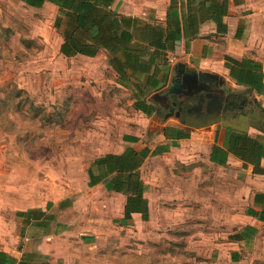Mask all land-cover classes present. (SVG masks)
Segmentation results:
<instances>
[{"label":"rangeland","instance_id":"1","mask_svg":"<svg viewBox=\"0 0 264 264\" xmlns=\"http://www.w3.org/2000/svg\"><path fill=\"white\" fill-rule=\"evenodd\" d=\"M169 3L117 0L114 8L148 19L164 16ZM58 11L50 3L34 8L17 0H0V250L19 258L29 251L25 232L29 224L19 213L43 208L58 213L61 222L56 218L48 227H40V232L55 237L39 242V247L51 251L48 257L61 255L68 264L217 260L219 249L208 243L214 237L216 244L223 243L228 231L209 223L224 220L225 210L222 201L212 200L213 181H207V200L196 210L207 225L200 224L201 234L181 241L164 239L166 234H155L161 231L148 224L129 223L122 208H117L115 195L89 186L93 160L123 149V132L139 125L135 121L139 110L134 85L125 88L119 83L106 51L95 58L65 57L60 52ZM213 171L207 168V173ZM217 232L221 238L217 239ZM143 234L154 236L153 241ZM257 235L256 248L242 247L238 264H264V231ZM37 237L39 233L30 250L40 254ZM157 244L167 246L156 248ZM221 258L222 264H232V250Z\"/></svg>","mask_w":264,"mask_h":264},{"label":"crops","instance_id":"2","mask_svg":"<svg viewBox=\"0 0 264 264\" xmlns=\"http://www.w3.org/2000/svg\"><path fill=\"white\" fill-rule=\"evenodd\" d=\"M167 8L164 16L155 17L157 22H166ZM225 23L227 31L219 32L213 20L205 21L195 39L188 45L186 39H183L175 52L168 53L170 68L167 81L161 83L158 88L151 89L145 99H141L145 102L143 109L137 108V99L134 98L136 109L139 110L135 121H138L139 125L136 124L130 128L132 131L128 129L123 132V149L98 156L88 168V176L89 169L95 175H99L101 172L95 165V160L108 154H123L129 148L141 153L148 150L149 154L140 167L141 179L148 186L144 194L149 207L148 220H144L140 212H133L130 219L125 218L128 197L110 189L109 182L114 175H110L94 186L91 185L89 176V186L103 187L108 193L115 195L117 208H122L123 218L126 221L140 222V225L148 224L161 231L155 234H166L164 239L168 241L188 240L194 233H202L199 225H207V223L196 210L200 202L204 203L207 200V181H213L215 192L212 200L222 201L225 210L222 209L224 220L219 222L211 220L209 223L210 225L218 223V230L228 231V236L220 244H216V237L211 238L213 243L208 244L212 248L219 249V257L207 264H222L221 256L228 249L232 250V264L242 263V247L255 249V241L259 242L258 231H264V222L248 212L250 209L262 210L261 206L255 205L254 199L256 194H264V158L259 166L250 163L245 165L243 160L232 153L228 154L225 165L211 160L214 147L227 149L229 137L233 132L247 134L252 138H264V95L259 94L252 86L239 84L235 78L231 77L228 66L233 64L227 60L228 57L237 61L254 60L262 65L264 72V1L236 0L235 2L231 0ZM181 64L185 66L184 73L190 71L195 75L180 93L172 94L170 90L175 84L174 79L179 74L178 69ZM201 74L206 75L203 80L206 84L203 81L200 82ZM199 83H202V87L207 85L210 92L201 90L194 96H190ZM207 94L210 95L209 100L214 101L216 108H207ZM202 96L204 97L203 111H218V117L221 120L217 119L212 125L205 123L203 126L195 127L182 123L180 107L185 110L199 102ZM150 110L153 111L152 115L147 114ZM241 114L250 117L248 131H239L225 126L226 120L237 118ZM186 134H189V137H179ZM207 168L214 171L207 173ZM257 168L259 171H255ZM212 196L213 194L210 195ZM113 205H115L114 202ZM41 210L55 215L60 221L59 214L55 211H47L43 208ZM40 231L41 228L34 222L27 226L25 230L27 249H29L27 252H33L32 249L30 250L33 248V241L35 242L32 238L39 233L38 253L47 257L46 260L53 264H68V261L61 260V255L48 257L47 254H51V251L47 252L41 246L39 247L43 241H46L45 239L55 237V234L45 235ZM218 232L217 239L222 236ZM235 234H238L240 239H231V236ZM136 235L139 241H143L138 234ZM205 237H198V240L203 242ZM153 239L154 236L150 235L149 240L153 241ZM154 246L164 248L167 245ZM185 261L188 263H184ZM185 261L178 264H194L198 260L188 258Z\"/></svg>","mask_w":264,"mask_h":264},{"label":"trees","instance_id":"3","mask_svg":"<svg viewBox=\"0 0 264 264\" xmlns=\"http://www.w3.org/2000/svg\"><path fill=\"white\" fill-rule=\"evenodd\" d=\"M34 7L42 8L50 3L58 7L55 28L60 32L63 42L60 52L65 57L84 55L95 57L105 50L110 56V65L118 74L119 83L125 88L134 85L136 106L143 109L145 96L151 89L165 83L169 76L168 53L175 52L181 41L188 43L199 35L201 25L213 20L219 32L227 31L225 17L229 15L231 0H170L166 22L159 23L155 17L142 19L115 10L117 0H17ZM236 2V0H234ZM231 61V77L239 84L254 87L264 95V72L260 63L254 60ZM228 65V64H227ZM154 110V109H152ZM264 110V109H263ZM152 115L153 111H148ZM179 137H189V134ZM264 138H252L247 134L233 132L227 149L214 147L211 160L225 165L228 154L232 153L246 163L259 166L264 158ZM149 151L142 153L132 148L123 154H108L95 160L101 174L95 175L89 169L91 185H98L105 178L114 175L109 187L128 197L125 218L130 219L133 212L143 214L149 219L148 201L144 194L148 186L141 179L140 167ZM259 171V169H255ZM261 211L250 209V215L264 222V194L258 193L254 199ZM66 206L68 204L66 203ZM26 225L36 221L39 227H48L56 221L55 215L41 209L20 212ZM45 218V220H44ZM231 239H240L238 234ZM0 264H53L35 252H23L18 258L0 250Z\"/></svg>","mask_w":264,"mask_h":264},{"label":"water","instance_id":"4","mask_svg":"<svg viewBox=\"0 0 264 264\" xmlns=\"http://www.w3.org/2000/svg\"><path fill=\"white\" fill-rule=\"evenodd\" d=\"M184 68H185V66L182 64L179 66V69H178L179 74L174 79L175 84L170 90V92L172 94L180 93L181 90L185 87V85L192 81L191 78H193V76L195 75V74L193 75V73L190 71H187L186 73H184L185 72ZM200 77H201L200 82H202L205 79L204 77H206V75L201 74ZM203 82H205V84H206V81H203ZM201 90H204L207 93L210 92V88L207 85L202 87V83H199L196 90L194 92H192L190 94V96H194L195 94L199 93ZM209 96L210 95L207 94L206 97L208 98ZM203 100H204V97L202 96L201 100L199 102L191 105L190 107L186 108L185 110L183 107H180L179 111H180V113L182 112V114L180 116L181 117L180 120L182 123L186 124L187 126L195 127V126H200V125L203 126L205 123L208 125H212L217 121V119L221 120V118L218 117V111H213V112L212 111L211 112H204L203 111V106H204ZM213 103H214V101L209 100V98H208V101L206 103L207 108H216V105ZM248 120H249L248 117L243 116L241 118L240 124H237L238 121L233 120L234 121L233 123H235V124L225 123V126L231 127L233 129H236L239 131L246 132V131H248L249 126H250V122H248Z\"/></svg>","mask_w":264,"mask_h":264},{"label":"flooded vegetation","instance_id":"5","mask_svg":"<svg viewBox=\"0 0 264 264\" xmlns=\"http://www.w3.org/2000/svg\"><path fill=\"white\" fill-rule=\"evenodd\" d=\"M238 107H239V106H238ZM243 116H246V114L238 115L237 118H230V119L226 120V123H232V124H235V123H233V122H234L233 120H236V121H238L237 124H240V122H241V118H242ZM246 117H248V116H246ZM248 118H249L248 122H250V117H248Z\"/></svg>","mask_w":264,"mask_h":264}]
</instances>
